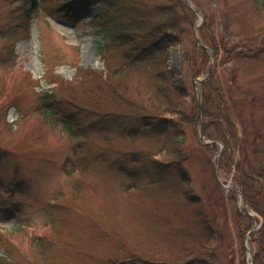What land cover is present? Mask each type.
Instances as JSON below:
<instances>
[{
    "label": "rangeland",
    "instance_id": "374dc122",
    "mask_svg": "<svg viewBox=\"0 0 264 264\" xmlns=\"http://www.w3.org/2000/svg\"><path fill=\"white\" fill-rule=\"evenodd\" d=\"M228 2V7L219 4L216 8L233 12L231 35L240 33L248 36L249 45L259 44L264 39V4L256 14L252 0ZM9 6L22 8V2L0 0V7L9 10ZM37 6L40 9L37 20L30 22V38L16 43L12 67L5 63L0 69V148L6 150L0 159V257L8 256L7 248L12 250L13 264H109L123 260L130 249L154 248L161 233L163 238L169 234L162 217L168 212L170 201L181 205L179 193L152 189L148 180L135 182L133 177L109 165L115 157L119 158L118 152L134 150L157 154L161 159L163 140L153 135L123 137L97 131L96 127L94 133L86 132L87 138H73L60 122L45 121L39 108L43 90L72 105L74 92L84 90L77 93L86 98L91 82L98 83L99 79L90 77L87 83L76 84L79 67L92 68L103 75L119 67L122 60L117 53L102 58L97 54L98 37L90 21L101 12V7H85L68 0H29L24 10L32 14ZM200 11L202 16L194 17L181 44L169 53V68L180 72L177 79L192 87L195 78L191 74L197 69H191L190 65L193 68L195 63L191 59L186 62L183 55L188 54L189 59L193 50L194 24L201 23V27L206 20L207 8L202 6ZM210 35L228 41L222 28L211 30ZM251 50L254 51L246 53ZM243 51L233 56L223 49L212 50L208 68L196 78L215 76L219 87L230 90L242 121L237 129L260 133L256 143L263 152L259 158L264 163V44ZM67 81L76 87L68 86ZM128 82L130 86L136 83L137 76H130ZM201 84L197 86L199 93ZM100 100L94 97L86 103L97 106ZM199 133V125L187 132L184 154L189 152L196 158L188 186L192 196L205 204L210 201L209 213H218L221 234L230 248L217 246L215 255L220 264H242L244 251V264H251L249 252L254 254L255 247L247 233L254 223L240 236L237 222L224 215L237 209L245 216L240 196L234 192H240L234 173L243 153H236L232 173L226 175L217 164L225 145L217 142V170H205L206 154ZM253 134L247 139L249 144L255 141ZM103 158L107 159L106 164L101 163ZM213 179H218L223 188H211ZM232 189L234 198L228 194ZM254 214L256 222L262 225V219Z\"/></svg>",
    "mask_w": 264,
    "mask_h": 264
},
{
    "label": "trees",
    "instance_id": "16d2710c",
    "mask_svg": "<svg viewBox=\"0 0 264 264\" xmlns=\"http://www.w3.org/2000/svg\"><path fill=\"white\" fill-rule=\"evenodd\" d=\"M19 1L22 2V8L9 6L11 9L7 10L0 7V42L3 43L0 48V69L5 67V63L12 67L16 60V43L30 38V22L38 18L40 7H36L37 11H33V14H28L24 9L29 0ZM68 1L85 7H101V12L90 21L94 35L98 37L97 54L102 58L106 54L110 56L117 53L122 61L116 70L104 75L92 68L79 67L75 74L78 77L76 84L87 83L92 79L90 77H98L99 82H91L87 99L79 95L84 90H78L79 94L74 92L71 95L74 105L63 103L54 93L43 90L39 96V108L45 121L54 124L60 122L73 138H87L89 134L86 132L94 133V127L97 131L114 132L123 137L153 135L161 138L163 148L160 156L163 158L147 151L118 152L119 158L115 157L109 166L133 177L135 182L148 180L152 189L177 190L181 202V205H175L170 201L166 208L168 212L162 217L163 227L169 230V234L163 238L161 233L162 238L155 243L154 248L130 249L129 255L126 254L123 260L109 264H220L215 247H230L221 234L218 213L212 210L209 213L207 209L210 208V201L205 204L192 196L188 186L191 182L189 173L196 158L189 152L184 154V150L188 130H195L199 124L196 96L191 85L177 79L180 72L169 68L170 50L181 44L195 15L181 0ZM189 1L197 12H201L202 6L208 10L198 34L200 42L211 50L223 49L226 54L235 56L244 53V49L264 44L263 39L259 44L251 42L249 45L248 36L240 33L231 35L230 17L233 12H228L227 8H216L219 4L228 7V0ZM252 1L257 14L264 0ZM218 28L227 33L228 41H219L216 36L210 35L211 30ZM189 53V59L188 54L183 57L186 62L191 59L195 63L193 68L192 65L190 67L197 69L191 74L196 78L208 68L211 55L196 43H193V50ZM133 75L137 76V82L130 86L128 80ZM115 81L116 87L113 89ZM218 81L212 76L200 86L203 134L206 140L225 145L217 164L218 169L226 175L232 173L236 153H243L244 157L236 165L234 179L248 209L263 221L261 228L252 233L250 238L251 246L255 247L253 263L264 264V163L259 158L263 152L256 143L260 133L253 134L245 128L238 131L237 125L242 124V121L236 111L235 99L229 89L219 87ZM67 85L76 87L71 85V81H67ZM94 97L101 98L100 105L86 103ZM239 133L241 140H238ZM250 133L255 139L252 144L247 141L251 137ZM216 143L213 147L202 148L206 154L203 157L205 170L212 168L211 160L218 147ZM5 152V149L0 148V159ZM106 162V158L101 160L102 164ZM213 186L220 190L214 179L211 188ZM232 193H228L229 197L234 198ZM227 213L224 212L225 217L229 216L232 222H237L240 236L251 229L250 217L243 216L237 209L229 215ZM5 251L8 256L0 257V264H13L12 250L6 248ZM244 256L242 251V264Z\"/></svg>",
    "mask_w": 264,
    "mask_h": 264
},
{
    "label": "water",
    "instance_id": "95a60500",
    "mask_svg": "<svg viewBox=\"0 0 264 264\" xmlns=\"http://www.w3.org/2000/svg\"><path fill=\"white\" fill-rule=\"evenodd\" d=\"M183 3H184L189 9L193 10L188 0H183ZM197 27H198V26H196L195 30H197ZM196 39H197V37H196ZM197 43H199V42H198V39H197ZM197 81H202V80H199V79H198ZM196 85H197V84L195 83V87H196ZM198 109H199V115H200V99H199V98H198ZM199 137H200L201 141H204L203 134H202V130H200V136H199ZM204 144H205V145H208V144H210V143H208V142H204Z\"/></svg>",
    "mask_w": 264,
    "mask_h": 264
}]
</instances>
